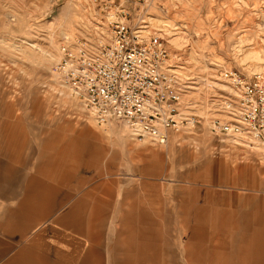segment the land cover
<instances>
[{"label":"rangeland","instance_id":"obj_1","mask_svg":"<svg viewBox=\"0 0 264 264\" xmlns=\"http://www.w3.org/2000/svg\"><path fill=\"white\" fill-rule=\"evenodd\" d=\"M113 2L126 8L130 23L145 21L165 40L171 62L187 85L186 99L195 116L192 126L171 134L165 145L137 141L120 124L98 125L58 87L51 69L62 44L108 38L96 28L95 22L105 15L99 4L0 0V157L26 161L29 178L42 167L43 200L69 192L70 203L77 200L86 209L108 212L111 252L123 253L132 237L139 239L135 229L126 228V218L115 217L130 211L149 218L163 215L171 245L159 247L161 263L169 259L171 264H197L203 253L183 245L191 237L189 230L180 229L184 207L186 217L191 215L190 206L192 215L202 208L205 218L215 216L217 226L228 232L238 214L264 212V146L217 135L211 125L214 120H229L222 100H230L232 92L218 81L220 70L264 75V0ZM96 145L105 150L98 164L90 150ZM147 147L163 150L157 154L159 170L145 161L152 159ZM23 193L24 188L16 187L7 200L19 204ZM67 200L52 213L47 211L49 217L42 223H52L57 213L67 210ZM41 203L30 202L37 208L48 204ZM90 223L99 234L105 220L93 218ZM207 228V236L230 235ZM133 252L137 259L135 247ZM223 252L216 253L222 257ZM204 253L203 258L208 256ZM239 255L238 263L243 259ZM203 258L200 263L207 264Z\"/></svg>","mask_w":264,"mask_h":264},{"label":"built area","instance_id":"obj_2","mask_svg":"<svg viewBox=\"0 0 264 264\" xmlns=\"http://www.w3.org/2000/svg\"><path fill=\"white\" fill-rule=\"evenodd\" d=\"M92 3L105 11L95 24L108 38L62 44L51 69L58 87L98 125L117 123L137 141L165 145L171 134L195 121L187 85L171 62L165 40L145 21L130 23L122 4ZM217 79L232 98L222 100L229 120H214L212 130L264 146V75L222 69Z\"/></svg>","mask_w":264,"mask_h":264},{"label":"crops","instance_id":"obj_3","mask_svg":"<svg viewBox=\"0 0 264 264\" xmlns=\"http://www.w3.org/2000/svg\"><path fill=\"white\" fill-rule=\"evenodd\" d=\"M90 150L91 159L97 164L101 163L105 150L97 145ZM161 152L163 150L152 152L148 147L146 149V153H152V159L147 158L145 161L154 164L156 168L154 171L159 170L157 168L161 166L160 155H157ZM16 187L24 188L23 195H19L22 197L19 201L21 204L7 200L12 197ZM43 198L42 167L29 178L26 161L22 163V160L17 158L0 157V204L6 205L0 209V264H163L157 255L161 253L159 247L171 245L165 229L166 218L163 215L149 218L145 214L140 215L139 212L130 211L115 217L114 219L119 220L126 218L129 221L126 228L135 229L139 239L135 241V237H132L126 243L127 247L123 248V253L119 250L111 252L107 246L111 238L106 234L108 212H98L93 206L87 210L86 205L77 200L70 203L69 192L63 197L53 196V199L49 201ZM66 199L69 202L67 210L57 213L52 223L44 225L43 220L49 217L45 216V213L57 205L60 206ZM30 202H47L53 206L47 204L45 208H37ZM135 208L137 209L136 206ZM186 209L184 207V213L178 219L180 229L189 230L191 237L183 245L190 250L203 253L199 254L200 259L197 264H201L200 260L204 252H208V256L203 258L208 262L207 264H264L262 258L264 255L260 256V252L264 250L263 211L261 215L256 212H252V215L238 214L239 216L234 218L229 235L227 230L217 226L215 216L205 218L202 208L198 207L199 210L197 209L192 215L190 206L189 217L184 216ZM48 213H52V210ZM93 218L105 220L99 234L96 232L97 229L91 226L90 221ZM206 226L210 230H221L219 232L229 236L225 239L213 235L207 236L205 235ZM117 237L122 238L119 234ZM133 247L137 252V259L134 258ZM219 249H223L224 256L217 254ZM237 252L242 255L243 262L238 263L240 255ZM112 255L120 257V260L112 258L110 261ZM166 264H171L169 259Z\"/></svg>","mask_w":264,"mask_h":264}]
</instances>
